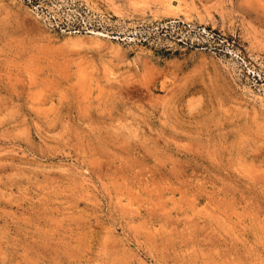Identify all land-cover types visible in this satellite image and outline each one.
<instances>
[{
    "label": "rangeland",
    "instance_id": "rangeland-1",
    "mask_svg": "<svg viewBox=\"0 0 264 264\" xmlns=\"http://www.w3.org/2000/svg\"><path fill=\"white\" fill-rule=\"evenodd\" d=\"M0 264H264V0H0Z\"/></svg>",
    "mask_w": 264,
    "mask_h": 264
}]
</instances>
